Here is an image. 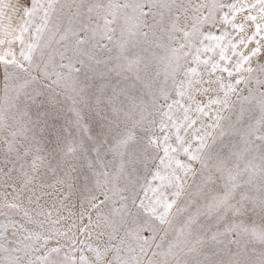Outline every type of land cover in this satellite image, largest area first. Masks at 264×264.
Returning <instances> with one entry per match:
<instances>
[{
    "label": "snow or ice",
    "instance_id": "obj_1",
    "mask_svg": "<svg viewBox=\"0 0 264 264\" xmlns=\"http://www.w3.org/2000/svg\"><path fill=\"white\" fill-rule=\"evenodd\" d=\"M0 264H264V0H0Z\"/></svg>",
    "mask_w": 264,
    "mask_h": 264
}]
</instances>
